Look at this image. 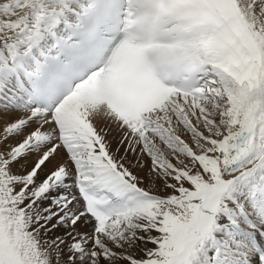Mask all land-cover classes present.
Here are the masks:
<instances>
[{
	"label": "snow or ice",
	"instance_id": "6c2138e0",
	"mask_svg": "<svg viewBox=\"0 0 264 264\" xmlns=\"http://www.w3.org/2000/svg\"><path fill=\"white\" fill-rule=\"evenodd\" d=\"M0 264H264V0H0Z\"/></svg>",
	"mask_w": 264,
	"mask_h": 264
}]
</instances>
